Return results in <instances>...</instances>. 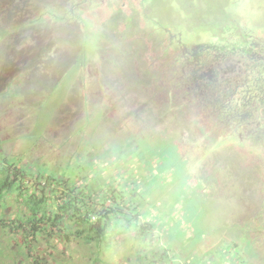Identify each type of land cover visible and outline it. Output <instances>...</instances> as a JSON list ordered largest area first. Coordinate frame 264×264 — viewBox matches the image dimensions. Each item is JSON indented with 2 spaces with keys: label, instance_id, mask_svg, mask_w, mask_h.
Listing matches in <instances>:
<instances>
[{
  "label": "rangeland",
  "instance_id": "rangeland-1",
  "mask_svg": "<svg viewBox=\"0 0 264 264\" xmlns=\"http://www.w3.org/2000/svg\"><path fill=\"white\" fill-rule=\"evenodd\" d=\"M248 1L240 17L248 22L257 6L264 23V0ZM170 5L158 8L176 23ZM135 9L138 17L155 13ZM106 12L93 0H0V157L57 176L86 167L95 181L137 189L140 225L156 228L113 234L100 247L41 238L24 263L21 235L5 229L20 209L11 195L0 208V264H164L165 251L177 264H264L256 179L224 160L218 143L201 135L199 118L174 114L153 100L152 85L145 90L132 77L124 54L138 40L121 25L113 34L100 22ZM130 51L136 69L154 58Z\"/></svg>",
  "mask_w": 264,
  "mask_h": 264
},
{
  "label": "flooded vegetation",
  "instance_id": "flooded-vegetation-1",
  "mask_svg": "<svg viewBox=\"0 0 264 264\" xmlns=\"http://www.w3.org/2000/svg\"><path fill=\"white\" fill-rule=\"evenodd\" d=\"M168 1V8L178 14L176 23H168L171 17L158 8ZM137 3L155 13L134 15ZM248 3L93 0L107 9L100 22L107 23L113 34L121 25L124 34L137 38L138 47L125 48V59L143 89L151 85L156 89L158 95L153 100L172 105L174 114L184 113L192 121L199 118L201 135L218 143L219 152L227 154L224 160L250 170V180H257L251 182L257 186L259 199L253 216L263 217L264 222V23L257 18V12H262L257 6L250 7L248 22L240 17L242 7L247 13ZM202 7L210 9V17L194 14V8ZM135 48L143 58L153 54V60L138 63L136 69L135 55L130 51ZM147 72L153 76L149 78Z\"/></svg>",
  "mask_w": 264,
  "mask_h": 264
},
{
  "label": "trees",
  "instance_id": "trees-1",
  "mask_svg": "<svg viewBox=\"0 0 264 264\" xmlns=\"http://www.w3.org/2000/svg\"><path fill=\"white\" fill-rule=\"evenodd\" d=\"M79 170L83 173L70 171L57 176L38 167L17 166L9 158L0 157V208L6 209L5 200L15 195L20 209L7 221L5 229L21 235L16 248L24 263L34 258L25 251L32 250V244L41 238H56L61 245L82 240L100 247L107 245L113 234L131 230L144 233L156 228L152 221L140 225L139 210L144 205L142 197H137V189L129 194L119 183L95 181L85 175L86 167ZM160 258L164 264L165 260L177 264L169 259L167 251ZM36 262L31 264H39Z\"/></svg>",
  "mask_w": 264,
  "mask_h": 264
}]
</instances>
